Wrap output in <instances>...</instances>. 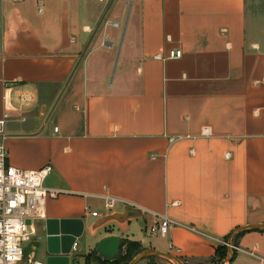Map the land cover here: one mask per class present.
I'll return each instance as SVG.
<instances>
[{"label": "crops", "instance_id": "1", "mask_svg": "<svg viewBox=\"0 0 264 264\" xmlns=\"http://www.w3.org/2000/svg\"><path fill=\"white\" fill-rule=\"evenodd\" d=\"M0 141L61 192L27 264L63 221L84 228L70 264L108 236L216 264L219 241L264 224V0H0ZM103 195L129 205L94 217ZM236 247L232 264H264L247 254L264 259V231Z\"/></svg>", "mask_w": 264, "mask_h": 264}, {"label": "built area", "instance_id": "2", "mask_svg": "<svg viewBox=\"0 0 264 264\" xmlns=\"http://www.w3.org/2000/svg\"><path fill=\"white\" fill-rule=\"evenodd\" d=\"M39 11L42 12V9ZM182 55L181 49L169 52L170 59L181 58ZM54 130L58 132V128ZM51 172V166L39 170H24L12 166L8 162V150L0 141V264H25L24 252L36 235V223L45 218L47 201L61 193L45 185ZM99 198L104 201V207L109 212L116 211L119 206L129 205L125 200L111 195ZM87 211L91 212L90 209ZM91 214L94 217L99 215L96 211ZM173 224L174 222L164 215L160 216V222L150 226L149 230L152 234L165 237ZM219 243L228 246L232 251H242L231 242ZM247 254L264 263V259L254 252ZM31 264L45 263L34 261Z\"/></svg>", "mask_w": 264, "mask_h": 264}, {"label": "water", "instance_id": "3", "mask_svg": "<svg viewBox=\"0 0 264 264\" xmlns=\"http://www.w3.org/2000/svg\"><path fill=\"white\" fill-rule=\"evenodd\" d=\"M136 213L135 219L143 216L142 210L138 208H131ZM128 209H124V212ZM114 212V211H112ZM112 214V213H111ZM118 215L112 214L106 216L104 221L98 226H104ZM70 221H63L59 225L58 222H49L46 231V260L45 264H70V254L74 249L77 239L82 236L84 228L82 227L79 232L74 231L68 227ZM55 223V225H54ZM53 225V226H52ZM97 227V228H98ZM262 230L264 231V224H251L245 227L237 228L232 235H236L246 231ZM122 240L118 236H108L101 239L96 247L95 252L102 260L113 261L120 256ZM234 257L233 251H230L223 264H231ZM150 258H165L173 264H184L181 259L167 253H161L154 250H144L136 255L129 264H138L145 259Z\"/></svg>", "mask_w": 264, "mask_h": 264}, {"label": "trees", "instance_id": "4", "mask_svg": "<svg viewBox=\"0 0 264 264\" xmlns=\"http://www.w3.org/2000/svg\"><path fill=\"white\" fill-rule=\"evenodd\" d=\"M258 231V230H257ZM250 231L242 232L238 234L235 238L234 244L236 246L237 240L241 238L244 234L248 233ZM229 236L225 238V240L228 242ZM144 251V248L142 245L138 242L135 241H130V240H122L121 243V253L120 256L113 260V261H107V260H102L99 258L96 254L95 251L90 253L86 258H85V264H90L91 262H94L96 264H129V262L139 253ZM230 252V248L224 244H219L217 249H216V255L212 259V263L216 264H222L226 257L228 256V253ZM234 257L231 262V264L237 259L238 257V252L236 250H233ZM187 264V262H185Z\"/></svg>", "mask_w": 264, "mask_h": 264}, {"label": "rangeland", "instance_id": "5", "mask_svg": "<svg viewBox=\"0 0 264 264\" xmlns=\"http://www.w3.org/2000/svg\"><path fill=\"white\" fill-rule=\"evenodd\" d=\"M97 211H98V213H101V214H103V213H108L109 211L107 210V209H105V207H104V201L99 205V206H97ZM36 247H38V244L36 243V242H34V240L27 246V249L25 250V252H24V263L25 264H27L29 261H30V259H31V257H32V254H33V252L35 251V249H36ZM145 250V249H144ZM232 251V250H231ZM229 254V253H228ZM88 255H83L82 257L84 258V261H86L85 260V258L87 257ZM228 257V256H227ZM227 257H226V259H227ZM37 259L38 260H41V261H44V260H42L41 259V254H40V252H39V254H38V256H37ZM225 259V260H226ZM243 262H245L244 264H257L256 262H254L253 261V259H251V260H248V259H245V260H243ZM242 262V263H243ZM90 264H96V263H94V262H91L90 261ZM171 264H173V263H171ZM223 264V263H222Z\"/></svg>", "mask_w": 264, "mask_h": 264}]
</instances>
